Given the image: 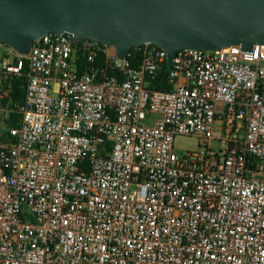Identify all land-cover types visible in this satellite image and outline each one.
<instances>
[{
  "label": "built area",
  "instance_id": "obj_1",
  "mask_svg": "<svg viewBox=\"0 0 264 264\" xmlns=\"http://www.w3.org/2000/svg\"><path fill=\"white\" fill-rule=\"evenodd\" d=\"M137 51L48 34L0 55L25 78L0 264H264V45L178 50L170 69ZM165 66L170 89H149ZM177 135L202 149L178 155Z\"/></svg>",
  "mask_w": 264,
  "mask_h": 264
},
{
  "label": "water",
  "instance_id": "obj_2",
  "mask_svg": "<svg viewBox=\"0 0 264 264\" xmlns=\"http://www.w3.org/2000/svg\"><path fill=\"white\" fill-rule=\"evenodd\" d=\"M48 34L97 42L119 59L150 44L170 69L178 50L264 45V0H0L2 44L23 56Z\"/></svg>",
  "mask_w": 264,
  "mask_h": 264
},
{
  "label": "trees",
  "instance_id": "obj_3",
  "mask_svg": "<svg viewBox=\"0 0 264 264\" xmlns=\"http://www.w3.org/2000/svg\"><path fill=\"white\" fill-rule=\"evenodd\" d=\"M136 47L131 50L137 58H139L138 50ZM26 71V65L24 66V72ZM168 69L165 66L162 71L150 80L149 89L151 90H169L170 85L167 82ZM0 86L2 94L0 97V108L5 111L7 118L3 120L6 127L5 131L0 137V143L2 144H14L15 139L10 138L7 132L8 129L18 126L20 120L19 108L23 105L25 95V78L2 76L0 75Z\"/></svg>",
  "mask_w": 264,
  "mask_h": 264
},
{
  "label": "rangeland",
  "instance_id": "obj_4",
  "mask_svg": "<svg viewBox=\"0 0 264 264\" xmlns=\"http://www.w3.org/2000/svg\"><path fill=\"white\" fill-rule=\"evenodd\" d=\"M14 51L6 45H3L0 48V55L2 54H6L9 57H14ZM7 118V114L5 111H2V109L0 108V137L2 135V133L5 131L6 127L3 123V120ZM155 118L154 115L152 116H148V122H151V120ZM204 142L203 139L201 138H197V137H193V136H181V135H177L174 137V142H173V147H174V151L178 154V155H184L186 152H194V151H198L200 149H202V143ZM261 168L258 167V169H260V171L264 172V162H262L261 164H259Z\"/></svg>",
  "mask_w": 264,
  "mask_h": 264
}]
</instances>
